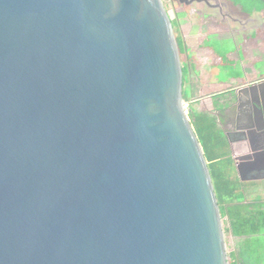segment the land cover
<instances>
[{
  "label": "water",
  "instance_id": "obj_1",
  "mask_svg": "<svg viewBox=\"0 0 264 264\" xmlns=\"http://www.w3.org/2000/svg\"><path fill=\"white\" fill-rule=\"evenodd\" d=\"M182 90L162 0H0V264H229Z\"/></svg>",
  "mask_w": 264,
  "mask_h": 264
},
{
  "label": "rangeland",
  "instance_id": "obj_2",
  "mask_svg": "<svg viewBox=\"0 0 264 264\" xmlns=\"http://www.w3.org/2000/svg\"><path fill=\"white\" fill-rule=\"evenodd\" d=\"M163 4L168 11L171 19L172 26L175 33V36L181 37L183 45L187 49V54L180 55L182 69H183V100L185 105V110L190 119L191 111L195 113L206 112L210 106V95L213 92L220 91L225 89L227 85L232 83L229 82V77H234L236 82H233L232 85L240 83L241 79L244 78L243 69L241 66V61L238 59L242 58L245 53L242 49L243 40L242 34L235 35V38L231 34H226L223 39H218L217 35H212L210 16H215V13L205 4H191L189 6L182 5L178 0H162ZM199 4V5H198ZM190 7H201V12L205 15V20H200V24L196 26L194 34L199 33V39H204L202 43L203 47H209L211 50H214L215 57L214 64H208L206 71L202 68V59L197 55L198 53L194 49H189L191 45L196 43L191 36L192 27L190 24L196 22L190 20ZM183 9L186 12L182 16L178 15L179 9ZM193 15L195 13H192ZM209 16V17H208ZM181 17V18H180ZM217 18L219 16H216ZM181 19V20H179ZM207 23V24H206ZM224 27L226 23L220 22ZM179 24L181 26H179ZM232 24V23H231ZM233 28H236L237 25L233 24ZM211 33V34H208ZM208 34V35H207ZM207 37L205 38V36ZM188 56V57H187ZM218 57V58H216ZM204 61V59H203ZM207 62L211 61V57L206 60ZM213 61V60H212ZM216 62H219L217 65ZM205 65V64H204ZM205 67V66H204ZM222 98V97H221ZM196 101V102H195ZM216 108L221 107V104H218V99H215ZM216 120V119H215ZM218 125V124H217ZM222 134V131H220ZM237 195L241 199L246 198V196L252 191L255 190L251 185L247 183L244 185L237 181ZM257 193V192H256ZM254 196V192H251ZM258 194V193H257ZM254 199V198H253ZM257 201L262 199V196L258 194L256 196ZM223 229L225 234V241L227 247V254L233 253L238 250V244L241 243L244 238L235 237L229 230L230 223L227 217L222 218ZM253 252H256V260L264 261V235H258L252 240ZM229 262L233 261V257L230 255L228 258Z\"/></svg>",
  "mask_w": 264,
  "mask_h": 264
},
{
  "label": "crops",
  "instance_id": "obj_3",
  "mask_svg": "<svg viewBox=\"0 0 264 264\" xmlns=\"http://www.w3.org/2000/svg\"><path fill=\"white\" fill-rule=\"evenodd\" d=\"M220 1L226 5L225 6L226 9H229L230 11L236 13L245 26L243 27V25H238L231 21H227L225 22L227 26L223 28L222 24L220 23L221 16L219 14V11L217 9L209 7L212 10V12L215 13V16L213 15L210 16L211 25L213 27L211 29V32L212 35H217L218 39H223L226 36V34H231L235 38V35H238L239 33L235 30V28H233L234 26L233 24H236L237 27L239 26L240 28L242 27L241 28V34L243 40L242 49L245 55L242 58L239 57L238 59H240L241 61L244 78L241 79L240 83L232 85L233 82H236L235 81L236 79L234 77H229L228 80L232 84L227 85L225 89H222L220 91L215 90L216 92H213L210 95L211 102L208 109H210L211 113L208 112L207 114H209L213 119H216V123L218 124L219 130L222 131V135L226 138L227 148L223 152L224 157L222 159L223 161H226L228 163L227 169L230 171L233 181L236 184L238 181L239 183H242L244 185L247 183L248 185L254 186L253 188L255 190L251 191L254 192V196H255L253 197L254 199L251 197L253 196V194H251L250 192L246 196V198L240 199L239 201H241V203L243 204L260 203L264 205V175L249 176L248 174H246V172H244L243 174L242 173L239 174L236 166L237 162L234 153L232 151L231 145L229 143V140L227 138V134L229 132H233L234 129L230 128L227 130V128L224 125H221L218 122L219 120L218 117L216 116L217 108L215 104V99L218 98L220 99L221 96L230 97L233 94V92L236 91V89H238L242 85L250 84L264 79V3L256 2L255 0H220ZM199 4H204V3L199 2ZM178 12H179L178 15L182 16L185 14L184 12L186 11L181 8L179 9ZM188 12H190L189 13L191 16L190 20L196 21L190 24V27H192L191 36H193V39L196 40L195 41L196 43H194V45H191L189 49L196 50V52L198 53L197 56L202 59V63H203L202 68H204L206 71V67L208 64H214L213 58L215 57V53L214 50H211L209 47L202 46L204 39H199V33L194 34L196 26L198 25V23L200 24V20H202L204 14L201 12V7H190ZM192 13L195 14L193 15ZM216 16L219 17L217 18ZM203 20H205V15L203 17ZM179 26L181 25L179 24ZM207 35L205 36V38L207 37ZM185 53L186 54L188 53L187 49L185 50ZM210 57H211V61L207 62L206 60ZM216 64L218 65L219 62H216ZM258 168L260 169L264 168L263 159L259 160ZM256 192L262 196V199L260 201H257L256 199V196L258 195ZM262 234L264 235V231L262 232Z\"/></svg>",
  "mask_w": 264,
  "mask_h": 264
},
{
  "label": "trees",
  "instance_id": "obj_4",
  "mask_svg": "<svg viewBox=\"0 0 264 264\" xmlns=\"http://www.w3.org/2000/svg\"><path fill=\"white\" fill-rule=\"evenodd\" d=\"M263 2V0H255ZM180 55L185 54V45L181 37L176 36ZM191 125L203 149L213 179L217 200L222 218L227 217L229 230L235 237L245 239L238 244V250L228 253L233 261L229 264H261L253 252L252 240L264 231V205L260 203L243 204L237 195L236 183L227 169L228 163L223 161L224 150L227 148L226 138L220 134L216 120L205 112L191 111ZM264 262V261H263Z\"/></svg>",
  "mask_w": 264,
  "mask_h": 264
},
{
  "label": "flooded vegetation",
  "instance_id": "obj_5",
  "mask_svg": "<svg viewBox=\"0 0 264 264\" xmlns=\"http://www.w3.org/2000/svg\"><path fill=\"white\" fill-rule=\"evenodd\" d=\"M205 5L208 7L217 9L219 11V14L221 16V22L225 23L227 21H231L233 23H236L238 25H243L245 26L244 23L240 20L239 16L233 12L230 11L229 9L225 8V4L221 2L220 0H206L203 2ZM220 22V20H219ZM242 28V27H241ZM241 28L236 27L235 30L241 34ZM261 92L264 96V86L261 87ZM257 91L252 90V89H244L243 91H239L236 89V91L233 92V94L230 97H223L221 96L220 99L218 98V104H221V107L217 108V114L216 116L218 117V122L221 125H224L227 130L228 129H234L236 128L237 125L240 127H244L247 125L248 118L250 115L254 114L257 116L258 120H260V111L258 109V106L256 104L259 103V100L257 97H252V93ZM237 95V96H236ZM238 97V100H237ZM263 102H264V97H263ZM259 105V104H258ZM211 113L210 109L206 111V113ZM256 129L257 128H262V125L260 121H256ZM229 132L227 135H230L231 139L236 143L238 140H243V135L240 134H233ZM249 137L251 138V145L248 144L246 147L245 145H236L237 150H242L245 151V149L249 150H258L260 148H264V132L259 131L257 133L249 132ZM228 138V137H227ZM248 139V138H247ZM242 143V142H241ZM252 153L247 152V154H243L241 157H243L242 160H247L249 158H252ZM262 160V157L261 159ZM264 160V159H263ZM259 164L255 165L254 168H248V166L245 167V172L249 176H260L264 175V168L260 169L258 168ZM254 187L253 185H251ZM262 235V234H261ZM245 239V237H243ZM261 264H264L261 263Z\"/></svg>",
  "mask_w": 264,
  "mask_h": 264
}]
</instances>
